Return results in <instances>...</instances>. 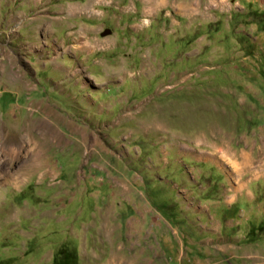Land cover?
Wrapping results in <instances>:
<instances>
[{"label": "rangeland", "instance_id": "rangeland-1", "mask_svg": "<svg viewBox=\"0 0 264 264\" xmlns=\"http://www.w3.org/2000/svg\"><path fill=\"white\" fill-rule=\"evenodd\" d=\"M4 134L0 264H264V0H0Z\"/></svg>", "mask_w": 264, "mask_h": 264}, {"label": "bare ground", "instance_id": "bare-ground-1", "mask_svg": "<svg viewBox=\"0 0 264 264\" xmlns=\"http://www.w3.org/2000/svg\"><path fill=\"white\" fill-rule=\"evenodd\" d=\"M150 1V0H149ZM158 1V0H157ZM148 12V11H147ZM42 125V126H40ZM36 126V125H35ZM37 128L41 129L42 131H45L47 132V129H49L47 125L45 124H37L36 126ZM40 131V130H39ZM38 131V132H39ZM37 132V131H36ZM41 132V131H40ZM51 132V131H50ZM49 133V132H48ZM52 133V132H51ZM53 135V134H52ZM28 137V136H27ZM23 141V143H22ZM36 143V139L35 137L32 135L29 136L26 140H21L20 138H15L14 136L13 137H8L6 134H4L2 136V141L0 140V151L4 153L3 156H5V159H4V162H6L7 160V156L10 157L13 156V157H16L18 154H17V150L20 148V147H28L29 149V152L27 153V157H29V155L31 156V159L34 160V166H39L40 165V160H39V155H38V151L34 149V145ZM40 147V146H39ZM19 152V151H18ZM40 152V151H39ZM1 154V153H0ZM19 157V155L17 156ZM16 157V158H17ZM20 159V158H19ZM14 160V159H12ZM39 160V161H38ZM11 161V160H10ZM18 161V160H17ZM3 161H1L2 163ZM32 162V163H33ZM31 163V162H29ZM10 164V163H9ZM23 164V163H22ZM21 165V164H19ZM7 166V165H6ZM19 168V166H18ZM11 174V173H10ZM12 175V174H11ZM15 175V172L13 173V176ZM13 176H10V177H13ZM21 177V174L20 172L17 170V175L15 177H13L14 179H20Z\"/></svg>", "mask_w": 264, "mask_h": 264}, {"label": "crops", "instance_id": "crops-1", "mask_svg": "<svg viewBox=\"0 0 264 264\" xmlns=\"http://www.w3.org/2000/svg\"><path fill=\"white\" fill-rule=\"evenodd\" d=\"M231 206L229 205V207H228V209L230 208ZM256 208V207H255ZM240 210V209H239ZM238 210V211H239ZM242 210V209H241ZM243 210H245V209H243ZM256 213H258V211L256 210V211H254L253 212V215H250V216H253V219H255L256 217H257V215H254V214H256ZM250 216H247V218H248V220H251L250 219ZM258 217L259 218H256V219H259V221L257 222V224H256V228L254 229L253 228V226H251V224L248 222L247 224H249V231L251 232V231H255V232H258V233H262L263 232V230L264 229H260V228H258V225L259 224H264V215H262V213H261V215H258ZM262 217V218H261ZM253 221V220H252ZM251 223H253V222H251ZM262 235V234H261Z\"/></svg>", "mask_w": 264, "mask_h": 264}, {"label": "water", "instance_id": "water-1", "mask_svg": "<svg viewBox=\"0 0 264 264\" xmlns=\"http://www.w3.org/2000/svg\"><path fill=\"white\" fill-rule=\"evenodd\" d=\"M110 30L109 29H106V30H104L103 32H102V34H106V33H108Z\"/></svg>", "mask_w": 264, "mask_h": 264}]
</instances>
